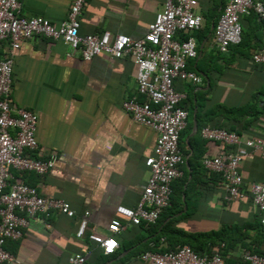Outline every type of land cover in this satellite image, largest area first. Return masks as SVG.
Listing matches in <instances>:
<instances>
[{
    "label": "crops",
    "instance_id": "obj_1",
    "mask_svg": "<svg viewBox=\"0 0 264 264\" xmlns=\"http://www.w3.org/2000/svg\"><path fill=\"white\" fill-rule=\"evenodd\" d=\"M72 2L22 0L19 14L59 24ZM162 6L163 0H86L79 34L109 32L112 37L140 38ZM210 6L207 0L199 11L206 12ZM241 26L246 41L226 53L218 52L213 35L206 34L197 58L188 61L192 63L189 70L203 79L200 85L175 83L176 90L187 96L183 106L188 124L181 138L186 147L185 179L175 185L172 206L162 214L161 222L155 227L127 225L116 236L119 248L111 256L103 255L86 237L78 239L76 231L87 213L89 230L106 235L108 224L117 217L116 208L134 209L150 175L145 159L152 155L157 135L122 108L136 94L132 58L102 54L86 62L62 41L41 36L23 41L17 50L0 42V60L11 58L13 63V106L37 118V157L55 156V165L45 176L26 174L23 179L41 196L66 201L76 213L72 218L60 213L30 218L22 238L5 245L19 264H68L75 253L85 255V264H147L140 256L166 247V225V235L174 241L179 235L206 237L198 243L209 247L211 254L224 244L220 248L224 264H242L243 248L264 256V228L249 193L251 183H264V158L251 151L243 158L239 170L245 197L228 202L221 177L207 171L202 160L232 149L201 139L198 126L194 131L199 115L210 128L222 126L243 141L264 139V75L251 61L252 54L264 45L262 26L246 17L241 18ZM195 153L201 159L197 181L191 183L193 169L188 159Z\"/></svg>",
    "mask_w": 264,
    "mask_h": 264
},
{
    "label": "built area",
    "instance_id": "obj_2",
    "mask_svg": "<svg viewBox=\"0 0 264 264\" xmlns=\"http://www.w3.org/2000/svg\"><path fill=\"white\" fill-rule=\"evenodd\" d=\"M207 0H163L162 10L156 14L147 32L140 38L125 35L112 37L80 35L79 17L86 0H73L68 15L59 24L40 17H23L19 13L22 0H0V42H8L17 50L23 41L34 36L62 41L72 51H78L88 62L105 54L115 59L130 56L136 66V94L126 100L122 108L132 119L156 133L152 155L145 159L150 175L134 209L118 206L117 215L108 224L106 235L89 230L88 214L79 220L76 237L87 238L105 256L119 248L116 236L127 226L153 225L170 206L172 184L183 177L185 158L180 150V135L187 127L188 111L183 106L187 96L177 91V81L200 85L201 76L187 68L188 61L198 56V44L193 33L204 28L205 18L199 11ZM256 15L262 23L264 43V1L226 0L213 27L212 41L216 50L226 53L242 41L240 19ZM186 36V37H185ZM264 75V45L251 56ZM13 63L11 58L0 60V264L19 261L5 249L8 241H18L35 216L50 217L60 213L75 216L70 205L58 198L41 196L38 190L17 180L15 173L45 176L55 165V156L38 158L36 139L37 118L34 113L13 106ZM202 139L221 143L232 150L219 156L205 157L203 167L221 177L228 202L245 197L240 164L249 151L264 158V139L243 141L237 133L224 128L203 127ZM250 198L264 228V183H251ZM121 219L126 220L123 225ZM221 244L210 256H200L189 246L175 251H148L140 256L147 264H224ZM110 249V250H109ZM242 264H264V256L249 249H241ZM82 253L72 254L68 264H85Z\"/></svg>",
    "mask_w": 264,
    "mask_h": 264
},
{
    "label": "trees",
    "instance_id": "obj_3",
    "mask_svg": "<svg viewBox=\"0 0 264 264\" xmlns=\"http://www.w3.org/2000/svg\"><path fill=\"white\" fill-rule=\"evenodd\" d=\"M210 1V4L211 6L207 9L206 12H201L202 16L207 20V25H205L204 29H202L201 31H198L196 33H193L192 36L196 38V41H197V44H198V48L200 46V43L206 38V34H208L209 32L211 33V36L213 35V31L211 32L210 31V26L213 24L215 25L216 21H217V18L219 17V15L221 14V11L223 9V6L226 2V0H208ZM220 9V10H219ZM242 18H245V17H242ZM246 18H249V19H253L254 22L255 21H258L261 26H262V23L259 21V19L256 17V15H249L247 16ZM240 22H241V19H240ZM246 35L242 29V41L241 43L239 44L242 45L244 43V41H246V38L245 36ZM186 37V36H185ZM211 38V37H209ZM204 53V51H203ZM187 68L190 69L192 68V63L187 65ZM206 118H209L206 116ZM202 117H200L199 115H197V126H198V135L200 136V130L203 128V127H206L208 122H205V123H202ZM188 124V123H187ZM216 128H217V125H214ZM219 126V125H218ZM222 126H219V128L221 129ZM228 130L229 132H232L231 130L229 129H226ZM185 133V130L181 133L180 135V142H179V147H180V150L183 154V156L186 154V147H185V144L181 142V138L182 136L184 135ZM201 138V136H200ZM202 139V138H201ZM204 140V139H203ZM205 141V140H204ZM202 154V153H200ZM201 159V155H197V153H195L194 155L190 156L189 159H188V163L191 167V169H193V173H192V180L190 181L191 183L196 180L197 181V175H198V172H197V168H199L198 164H199V160ZM196 164V165H195ZM184 166H182L183 168ZM24 175H26V173H23L21 174L22 177H20V181L21 182H25L27 184L30 185V183L26 180L23 179ZM215 176V178L220 177L219 175L217 174H213ZM20 174L18 173H15V177H19ZM185 177L175 181L171 188H172V195H171V201H170V206L168 208H166L162 213L161 215L159 216V219L157 220V222L153 225H148L150 227H155L157 226L158 223L161 222V217H162V214L164 212H169L170 210V207L172 206V203H173V199H174V195H175V192H174V189H175V185L177 184V182L181 181V180H184ZM18 180V179H17ZM186 194V191L184 192ZM171 213V212H170ZM144 224H141L140 226H142ZM167 229V225L163 227V236L165 237L164 239L166 240V247L165 248H162L160 250V252H170V251H175L178 247H182V246H189L195 253H197L198 255L200 256H210L211 255V249H209V247L207 248H204L202 247V242H200V244L198 243L199 240L201 239H205L203 236H189V235H179L180 237H177L176 239H178V241H174V237H170L169 236V233L167 232V235H166V230ZM165 231V232H164ZM209 237H213V235L209 236ZM184 239V240H183ZM185 239H187L188 241L185 242ZM182 240V241H181ZM192 240L193 242H197V245H195V243H193L194 245H192L191 241ZM190 241V242H189ZM189 243V244H188Z\"/></svg>",
    "mask_w": 264,
    "mask_h": 264
},
{
    "label": "water",
    "instance_id": "obj_4",
    "mask_svg": "<svg viewBox=\"0 0 264 264\" xmlns=\"http://www.w3.org/2000/svg\"><path fill=\"white\" fill-rule=\"evenodd\" d=\"M212 29H213V27H212ZM196 130H197V125H196V122L194 120V131H196Z\"/></svg>",
    "mask_w": 264,
    "mask_h": 264
},
{
    "label": "rangeland",
    "instance_id": "obj_5",
    "mask_svg": "<svg viewBox=\"0 0 264 264\" xmlns=\"http://www.w3.org/2000/svg\"><path fill=\"white\" fill-rule=\"evenodd\" d=\"M196 39V38H195Z\"/></svg>",
    "mask_w": 264,
    "mask_h": 264
},
{
    "label": "snow or ice",
    "instance_id": "obj_6",
    "mask_svg": "<svg viewBox=\"0 0 264 264\" xmlns=\"http://www.w3.org/2000/svg\"><path fill=\"white\" fill-rule=\"evenodd\" d=\"M110 250V249H109Z\"/></svg>",
    "mask_w": 264,
    "mask_h": 264
}]
</instances>
